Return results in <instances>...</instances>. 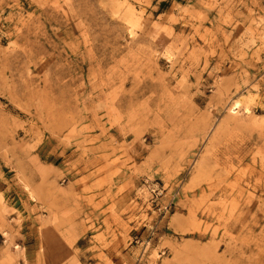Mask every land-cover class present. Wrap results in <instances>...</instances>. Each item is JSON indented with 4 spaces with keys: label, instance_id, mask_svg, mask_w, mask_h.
<instances>
[{
    "label": "rangeland",
    "instance_id": "374dc122",
    "mask_svg": "<svg viewBox=\"0 0 264 264\" xmlns=\"http://www.w3.org/2000/svg\"><path fill=\"white\" fill-rule=\"evenodd\" d=\"M0 264H264V0H0Z\"/></svg>",
    "mask_w": 264,
    "mask_h": 264
}]
</instances>
